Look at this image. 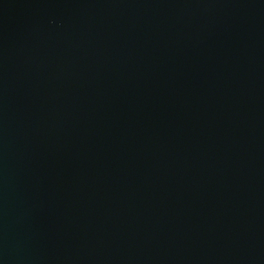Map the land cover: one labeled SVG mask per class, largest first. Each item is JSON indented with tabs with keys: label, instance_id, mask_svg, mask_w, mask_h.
I'll return each mask as SVG.
<instances>
[{
	"label": "water",
	"instance_id": "95a60500",
	"mask_svg": "<svg viewBox=\"0 0 264 264\" xmlns=\"http://www.w3.org/2000/svg\"><path fill=\"white\" fill-rule=\"evenodd\" d=\"M0 264H264V0H0Z\"/></svg>",
	"mask_w": 264,
	"mask_h": 264
}]
</instances>
